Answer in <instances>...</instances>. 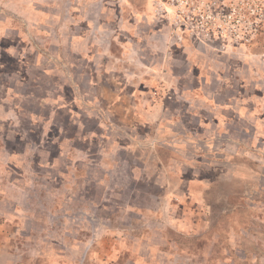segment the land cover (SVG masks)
Listing matches in <instances>:
<instances>
[{
  "label": "clouds",
  "instance_id": "1",
  "mask_svg": "<svg viewBox=\"0 0 264 264\" xmlns=\"http://www.w3.org/2000/svg\"><path fill=\"white\" fill-rule=\"evenodd\" d=\"M34 3L44 4L45 0ZM93 4L98 11L89 20L87 7ZM0 5L8 7L4 0ZM73 6L81 15L67 22L88 23L80 55L90 59L94 68L85 71L81 60L70 59L63 52L49 57L41 51L42 46L32 47L36 33L34 24H28L22 26L28 29V34L22 35L28 45L19 53L21 64L26 52H39V60H28L27 70L18 69L23 85L17 81L15 90L7 95L0 85V204H14L21 216L27 217L25 205L32 198L50 199L52 190L64 184L65 177L75 181L79 177L74 170L86 171L94 160L99 161L97 167L113 175L122 166L130 183L132 179L140 182L132 187L144 186L153 192L159 190L154 174L164 166L172 183L179 182L181 170L187 178L190 169L203 171L212 179L213 165L219 167L229 155L219 140L212 146L221 128L212 126L211 121L219 118L224 107L217 99L224 93L231 95L240 81L244 88L264 90V51L255 57L261 61L258 70L251 72L229 63L238 50L228 47L229 38L238 42L242 37V27L264 23V0H70L69 15ZM225 7L233 9L231 17L211 15ZM191 10L201 19L190 15ZM253 13L260 14L258 21L250 19ZM101 17L103 24L98 23ZM130 20L133 23L129 24ZM232 20H236L235 25ZM181 25L187 26L183 32ZM218 26L227 35L214 45L209 29ZM100 34L108 42L100 47L93 39L90 46L88 37ZM5 35L0 31V69L7 66L4 53L13 55L20 47L19 43L7 44ZM121 38L128 43L121 45ZM175 44L180 48H174ZM33 77L43 81L35 92L30 83ZM141 84L149 89L143 94ZM133 89H137L134 94ZM244 103L243 97H233L228 106L238 112ZM73 106L80 110L73 112L72 119L78 133L58 112L61 108L68 112ZM85 116L86 124L80 123ZM204 120L209 124H203ZM185 124L193 131L186 130ZM197 126L210 135L198 134ZM65 144H74L80 152L72 155L63 151ZM39 255L30 253L27 264Z\"/></svg>",
  "mask_w": 264,
  "mask_h": 264
},
{
  "label": "rangeland",
  "instance_id": "2",
  "mask_svg": "<svg viewBox=\"0 0 264 264\" xmlns=\"http://www.w3.org/2000/svg\"><path fill=\"white\" fill-rule=\"evenodd\" d=\"M4 3L8 7L0 5V31L6 32L3 38L7 44H20L15 54L4 53L7 66L0 69L3 73L0 85L4 86L5 95L15 90L17 81L24 83L18 69L27 70L28 60H39V52H26L21 64L19 53L28 45L22 39V35L28 34L23 25L34 24L36 37L32 39V47L42 46L41 51L49 57L63 52L70 59L81 60L85 71L94 68L90 59L80 55L83 47L80 41L88 23L67 22L81 15L75 6L68 14L70 0H45L44 4H36L34 0H4ZM97 11L95 4L87 7L89 20ZM232 13V8L225 7L211 15L231 17ZM190 15L195 16V11L191 10ZM250 19L258 21L260 14L253 13ZM98 23H104L103 17ZM231 23L235 25L236 20ZM186 27L181 25L180 31ZM240 32L243 35L238 42L228 40L229 49L238 50L229 63L256 72L261 61L255 57L264 51V23H251ZM209 34L214 45L227 35L220 26L209 29ZM93 39L100 47L108 42L104 34L89 36L90 46ZM126 43L121 38V45ZM173 47L179 49L180 45ZM241 53L242 58L237 60ZM87 55L90 57L92 53ZM30 83L33 92L43 86V81L35 77ZM243 83L240 81L231 95L224 93L216 101L224 107L219 118L211 121L212 126L221 128L212 146L219 140L229 155L219 167L213 165L212 179L206 178L203 171L190 169L187 178L181 170L179 182L172 183L165 170L167 166L158 165L161 170L154 175L159 190L153 192L144 186L132 187L140 182L132 179L130 183L122 166L113 175L97 167L99 161L94 160L86 171L74 170L79 177L75 181L65 177V183L52 190L50 199L32 198L25 205L27 217H22L14 204L12 207L0 204V264H27L26 257L33 252L40 255L32 264H264V90L244 88ZM139 90L143 94L149 89L147 84H141ZM136 91L133 89L132 94ZM233 97L245 100L238 112L228 106ZM79 111L75 106L68 112L58 110L60 119L74 133L79 132V127L72 124L73 112ZM87 120L85 116L79 122L86 124ZM203 124L208 125L209 121L204 120ZM184 128L193 131L187 124ZM44 131V127L39 129L41 135ZM195 131L210 135L203 127L197 126ZM16 139L19 141L20 137ZM62 150L72 155L80 152L74 144H65ZM219 155L223 156V152ZM212 184H219L216 203H223L217 232L210 226L212 211L205 201L209 195L205 191ZM238 190L241 192L234 195Z\"/></svg>",
  "mask_w": 264,
  "mask_h": 264
},
{
  "label": "trees",
  "instance_id": "3",
  "mask_svg": "<svg viewBox=\"0 0 264 264\" xmlns=\"http://www.w3.org/2000/svg\"><path fill=\"white\" fill-rule=\"evenodd\" d=\"M240 192L241 190H238L237 192H235L236 194L234 195H238ZM205 193L207 195L209 194L208 196L205 197V201L208 207L210 208V210L212 211V214H210V226L211 228H214V230H216L217 232L216 228H217V223L219 222V213H220L219 208L223 204L222 202L216 203L217 195L220 193L219 184H216V185L212 184L211 186L207 188Z\"/></svg>",
  "mask_w": 264,
  "mask_h": 264
}]
</instances>
